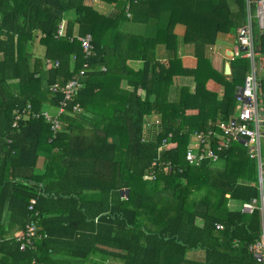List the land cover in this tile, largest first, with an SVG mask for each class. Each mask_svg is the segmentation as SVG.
<instances>
[{
  "label": "trees",
  "instance_id": "obj_1",
  "mask_svg": "<svg viewBox=\"0 0 264 264\" xmlns=\"http://www.w3.org/2000/svg\"><path fill=\"white\" fill-rule=\"evenodd\" d=\"M58 1L0 0V264H85L91 255L88 264H256L248 248L259 212L239 208L259 197L256 160L236 140L217 160H185L194 131L214 130L234 112L250 60L235 56L225 75L207 53L219 33L237 37L247 0H104L114 2L106 15L84 0ZM71 10L77 33L59 35ZM141 21L154 30L118 31ZM177 24L185 26L182 43L193 45L194 68L178 57ZM87 34L91 54L76 38ZM253 35L264 55V30L253 23ZM118 40L133 43L117 47ZM130 59L142 66L133 69ZM177 76L189 82L169 101ZM210 78L224 87L221 98L206 89ZM73 79L79 86L67 99L63 88ZM44 103L56 112L43 111ZM26 109L39 115L23 114L13 127ZM164 140L177 145L161 149ZM226 194L238 207H225ZM27 224L35 234L20 250L16 234ZM192 250L203 258H188Z\"/></svg>",
  "mask_w": 264,
  "mask_h": 264
},
{
  "label": "built area",
  "instance_id": "obj_2",
  "mask_svg": "<svg viewBox=\"0 0 264 264\" xmlns=\"http://www.w3.org/2000/svg\"><path fill=\"white\" fill-rule=\"evenodd\" d=\"M251 1L253 2L252 5ZM251 6L253 9H251ZM253 23L256 24L259 31L261 26L264 25V0H247V22L245 25L238 28L237 31L236 48L232 58L235 56L248 58L251 65L242 86L235 92V108L237 113L229 116L227 120L217 122L214 130L194 131L190 136L185 151V160L187 163L193 165H198L204 158H209L213 161L217 160L222 149L230 146L235 140L241 143L250 158L256 160L259 197L253 198L248 202H242L239 208L241 212L246 214H250L254 210H258L259 212V235L258 238L250 244L248 249L256 261V264H264V92L261 90L262 75L259 73V68L255 64L259 52L256 50ZM58 34H65L62 32L61 24L58 29ZM76 38L80 41L83 51L86 54H91L93 51L91 36L87 34ZM45 62L47 67L52 66L48 59ZM261 62L260 70L264 71V57H262ZM57 64L58 62L55 63V65ZM86 66L87 64L84 65V68ZM84 68L80 70V74H83ZM78 86L79 83L77 80H70L63 88L65 97L70 99ZM55 87L56 85L52 88ZM64 109L65 107L63 105L62 108L59 109V113H63ZM74 109H77V106H75ZM23 114H28L32 117H37L39 115L38 113H30L28 109L17 112L12 123L13 127H17L18 121ZM43 115L51 122L52 128H59L60 124L57 118L52 117L46 112H44ZM176 145V141L164 140L161 149L163 148L166 150L174 148ZM165 166L166 172L168 168H171L170 162H167ZM147 174L148 175L145 177H152V172ZM222 227L221 224H217L218 229H222ZM34 234L35 227L33 224H27L24 230L16 234L17 240H21L19 244L20 250H25L27 246L32 245L31 237Z\"/></svg>",
  "mask_w": 264,
  "mask_h": 264
},
{
  "label": "crops",
  "instance_id": "obj_3",
  "mask_svg": "<svg viewBox=\"0 0 264 264\" xmlns=\"http://www.w3.org/2000/svg\"><path fill=\"white\" fill-rule=\"evenodd\" d=\"M84 4L91 6L94 10L97 12L106 15L109 14L113 9H114V2L112 1H104V0H84ZM74 18V11L71 10L69 11L68 15L66 18H64L63 22L65 25V33H70L71 35H76L77 33V24L73 21ZM134 25V26H133ZM120 28V25H119ZM176 29H179L176 31ZM118 30V29H117ZM139 30H143L144 33H147L148 31L154 30V27H148L144 22H139L138 24H134V22H125L121 25V34L130 35L129 33L131 32H136ZM185 26L183 24H177L174 28V34L176 35L177 38V43H179V48H178V57L181 61V64L183 67L187 68H194L196 66V57L194 56V51H193V45L190 43H182V35L184 34ZM261 30H264V25L261 26ZM220 34H224L222 37H220ZM132 40H124L120 41L118 40L117 42V47L118 46H127L132 44ZM37 44L34 47L35 56H42L44 52V47L42 45ZM236 48V36L233 34L229 33H219L217 35L216 42L209 48L210 50L208 51L207 55L210 59L212 67L220 71L222 68L224 69V64L225 62H229L230 66V59L227 58L229 54L227 52H231ZM156 56L159 61H165L166 59V52L164 45L157 44L156 45ZM262 57L264 55H259L256 57L255 64L259 68V73L263 76L264 71L260 70L261 67V61ZM261 59V60H260ZM142 60H136V59H130L127 61L128 65L132 67L133 69H138L142 66ZM251 66V65H250ZM231 70V68H230ZM231 73V72H230ZM189 82L188 77H175L174 78V83L171 87L170 92L168 93L167 97L168 100H175L178 97V88L181 86V84H186ZM121 86L126 87V79H122L121 81ZM206 89L214 92L217 94L218 98H221L223 93H224V87L216 82L213 78H210L206 82ZM242 86V85H241ZM142 95L145 93L144 91L141 90L140 92ZM236 106V104H235ZM236 109V108H235ZM234 109V110H235ZM199 111L198 108H189L186 110L187 114H197ZM234 113V112H233ZM233 113L231 115H233ZM230 115V116H231ZM189 252V251H188ZM189 253H192L193 255L190 257L189 254L187 253V257L190 259H202L203 258V252L202 251H190Z\"/></svg>",
  "mask_w": 264,
  "mask_h": 264
},
{
  "label": "rangeland",
  "instance_id": "obj_4",
  "mask_svg": "<svg viewBox=\"0 0 264 264\" xmlns=\"http://www.w3.org/2000/svg\"><path fill=\"white\" fill-rule=\"evenodd\" d=\"M61 25H62V32H63V34L65 33V25H64V22L62 21V23H61ZM177 30H179V29H176V31ZM224 34H220L219 36L220 37H222ZM38 46L40 45V43L39 42H37L36 43ZM38 46H36V48L38 47ZM235 50V49H234ZM234 50H232L231 52H233V55H234ZM34 52H36V50H33ZM233 55L232 56H228L227 58H229V59H231L232 57H233ZM261 60V59H260ZM206 85V84H205ZM239 87V86H238ZM41 107V109L43 110V111H49V112H56V107H49L46 103H44L43 105H41L40 106ZM237 113V110L235 109L234 110V113L233 114H236ZM155 119V117L153 118V120ZM157 120V119H156ZM156 120H155V122H156ZM152 121V119L150 118V120H148V122H151ZM59 127H60V125H59ZM219 164V163H218ZM218 166H221V165H218ZM225 198H227V200L225 201V207H231V206H233V207H238V205H234L231 201H230V199H229V195L228 194H226L225 195ZM190 252V251H189ZM189 252H187L188 254H189V256L191 257L193 254L192 253H189ZM96 256H98V255H96ZM92 257H94L93 255H91L90 257H88L87 259H84L83 260V262L84 261H86L87 263H85V264H88L91 260H92ZM107 262H109L110 260H106Z\"/></svg>",
  "mask_w": 264,
  "mask_h": 264
},
{
  "label": "water",
  "instance_id": "obj_5",
  "mask_svg": "<svg viewBox=\"0 0 264 264\" xmlns=\"http://www.w3.org/2000/svg\"><path fill=\"white\" fill-rule=\"evenodd\" d=\"M49 3L54 4L55 6H59V1L58 0H47ZM259 45H256V50L257 52H259ZM229 54V56L233 55V52H227ZM231 72L230 70V66H229V62H225L224 64V74L225 75H229ZM261 92V91H260Z\"/></svg>",
  "mask_w": 264,
  "mask_h": 264
}]
</instances>
